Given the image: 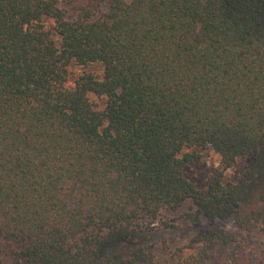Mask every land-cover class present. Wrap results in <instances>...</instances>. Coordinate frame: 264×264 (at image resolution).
<instances>
[{"label": "trees", "instance_id": "trees-1", "mask_svg": "<svg viewBox=\"0 0 264 264\" xmlns=\"http://www.w3.org/2000/svg\"><path fill=\"white\" fill-rule=\"evenodd\" d=\"M262 181L264 0H0V264H161L140 235L184 225L191 264H252Z\"/></svg>", "mask_w": 264, "mask_h": 264}, {"label": "rangeland", "instance_id": "rangeland-1", "mask_svg": "<svg viewBox=\"0 0 264 264\" xmlns=\"http://www.w3.org/2000/svg\"><path fill=\"white\" fill-rule=\"evenodd\" d=\"M92 71L95 73L101 72L99 66H89L87 68H81L78 65L72 64L68 67V82L72 83L73 80L82 72V71ZM91 99L98 104L99 100L96 96L92 95ZM249 166L248 159L238 160L234 166L225 171V177L227 180L236 181L241 177L244 171ZM220 167L219 160L216 155L212 153L210 149L202 151V162L200 164H194L186 168L187 177L193 181L197 187L203 188L207 185L210 180L211 173L214 171V168ZM264 181L260 182V185L255 186L250 192V189L243 205V212L249 211L257 201L259 190L263 189ZM237 217H235L236 219ZM223 225L226 228L233 229V223L229 220L223 222ZM252 229L249 231H241L242 235L246 237V250H251L253 261L252 264H264V233L259 230L260 224L252 223ZM193 227L181 226L174 227L173 229L166 230H153L147 233L146 235H140L142 239H148L151 242H155L154 252L156 257L161 264H191L187 258L192 254L193 248L195 245L189 242L191 233L193 232ZM122 234L111 235L107 239L103 246L104 248L116 247ZM177 254H181L178 258ZM205 264H216L214 260L208 261Z\"/></svg>", "mask_w": 264, "mask_h": 264}]
</instances>
